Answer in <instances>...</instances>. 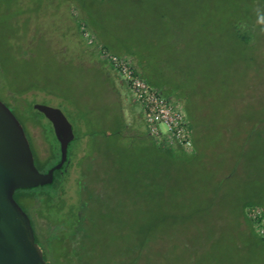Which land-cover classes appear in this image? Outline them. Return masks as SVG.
<instances>
[{"label": "rangeland", "instance_id": "rangeland-1", "mask_svg": "<svg viewBox=\"0 0 264 264\" xmlns=\"http://www.w3.org/2000/svg\"><path fill=\"white\" fill-rule=\"evenodd\" d=\"M257 8L264 0H0V101L46 163L40 171L58 161L60 143L35 103L72 122L76 137L53 195L81 211V230L95 237L89 248L98 241L90 264H264L262 244L239 222L246 204L264 208ZM82 25L116 52L170 68V88L202 130L198 157L156 143L128 88L85 48ZM213 190L222 197L215 209Z\"/></svg>", "mask_w": 264, "mask_h": 264}, {"label": "water", "instance_id": "water-1", "mask_svg": "<svg viewBox=\"0 0 264 264\" xmlns=\"http://www.w3.org/2000/svg\"><path fill=\"white\" fill-rule=\"evenodd\" d=\"M35 108L52 121L60 143V159L47 171L36 167L22 124L0 101V264H50L36 240L31 218L17 202L14 192L52 182L56 170L66 163L76 134L62 109L42 103H35Z\"/></svg>", "mask_w": 264, "mask_h": 264}, {"label": "trees", "instance_id": "trees-1", "mask_svg": "<svg viewBox=\"0 0 264 264\" xmlns=\"http://www.w3.org/2000/svg\"><path fill=\"white\" fill-rule=\"evenodd\" d=\"M92 31L97 36L98 42L103 43L106 47L112 49L107 43L103 41L100 33L97 32V30L95 31V29L94 30L92 29ZM80 33L85 42L84 44H86L85 47L83 44L80 43L79 44L80 47L81 48L88 47L90 52L89 54L94 55L98 59L102 58L98 52L97 45L89 44L84 38L82 34L81 26H80ZM119 54L131 56L135 62V65L139 73L143 75L150 83H152L160 93H162L171 100L182 103L184 107L186 106L184 99L180 95L178 96L179 90L173 89V87L170 88L171 84L167 76L168 75L167 70L170 69H167L166 67L163 68L161 66H157L153 64L152 63L153 60H149L148 58H146V56L145 57L142 56L137 51H130L127 53H119ZM122 82L124 81L122 80ZM186 110L189 114V117L192 120L196 149L192 153L187 152L185 149L181 147L169 148L167 150H171V152L176 153L177 156H179V154H186L190 158H193V157H198V155L202 151V148L200 147L198 142V135L200 132L202 134V130L198 126L199 124L196 120L197 115L191 111V108H188ZM140 114L142 119H144L143 112L141 109H140ZM31 148L34 153L35 165L40 170L39 167L44 166L46 163L40 162L38 156L34 151L32 144H31ZM57 154H60L59 147H56L54 149L53 156ZM69 159H70V151L66 163L62 168L56 170L55 179L52 182L46 184H40L30 188H18L14 192V197L16 198L17 202L23 207V209L29 214L32 225L34 227L36 240L42 246L44 250L45 258L50 264H90L88 261L85 260V256L91 255L90 254L91 250L92 251L97 250L96 247H94V245L97 244L98 241H94L93 247L89 248L90 246L88 245V239L90 238L94 239L95 237L87 236L88 234L86 235L81 230L82 227H84V225H82V221L84 219L81 211L79 213L75 212L76 210H74V207L72 205L68 206L66 204V201L62 198V196L56 198L58 201H62V203H60V205L54 204L56 199L54 198L53 192L59 189L60 185H62L64 181L62 179V176L60 177L58 176V174L62 173L64 168L68 166ZM50 167L46 168L44 171H47ZM40 187H42L43 189L45 187L46 188L44 190L39 191ZM217 191L213 190L214 192L213 200H215V202L210 204V206L213 207L214 209L216 208V202L218 201L221 203V198H222L220 191L218 192ZM17 193L20 195V197H17L16 195ZM21 198L27 201V205H28L27 207H29V210H31V214L21 203L20 201ZM43 199H45V201L48 202L49 208L48 210H41L40 212H38L40 210L39 208L40 206L38 207V205L41 204V201H43ZM247 206L249 205L246 204L243 207L239 222L243 220L247 223V226L251 229L252 236L256 239V241L258 240L257 243L262 244V247L264 249V235H261L257 231L255 223L247 217L245 212ZM52 207L57 208L55 212L51 211ZM72 213H75L76 215L73 218H71ZM91 225L100 227L99 223H97V221L94 220H92ZM96 238L98 240L103 241L100 237H96ZM76 257L77 259H79V261L75 259Z\"/></svg>", "mask_w": 264, "mask_h": 264}, {"label": "built area", "instance_id": "built-area-1", "mask_svg": "<svg viewBox=\"0 0 264 264\" xmlns=\"http://www.w3.org/2000/svg\"><path fill=\"white\" fill-rule=\"evenodd\" d=\"M82 34L89 44H96L100 56L110 63L117 75L126 83L131 95L140 105L148 133L159 146L181 147L192 153L196 149L192 120L184 105L160 93L139 73L133 58L121 55L98 42L91 28L81 26ZM247 217L255 223L257 231L264 235V208L259 204L247 206Z\"/></svg>", "mask_w": 264, "mask_h": 264}, {"label": "crops", "instance_id": "crops-1", "mask_svg": "<svg viewBox=\"0 0 264 264\" xmlns=\"http://www.w3.org/2000/svg\"><path fill=\"white\" fill-rule=\"evenodd\" d=\"M102 37V36H101ZM102 39H103V41H105V39L102 37ZM106 43H107V41H105ZM108 44V43H107ZM109 45V44H108ZM110 46V45H109ZM111 47V46H110ZM112 48V47H111ZM113 49V48H112ZM114 50V49H113ZM115 51V50H114ZM93 58H94V60L96 61V63H98V64H100V65H102V64H104V67L108 70V73L109 72H113L115 75H117V73L115 72V70L109 65V63L108 62H106V60L105 59H103V58H97V57H95L94 55H91ZM167 69H170V68H167ZM168 71V70H167ZM112 73V74H113ZM118 76V75H117ZM121 80V79H120ZM122 84H124L127 88H128V86L124 83V82H122ZM128 90H129V92H130V89L128 88ZM131 93V92H130Z\"/></svg>", "mask_w": 264, "mask_h": 264}, {"label": "clouds", "instance_id": "clouds-1", "mask_svg": "<svg viewBox=\"0 0 264 264\" xmlns=\"http://www.w3.org/2000/svg\"><path fill=\"white\" fill-rule=\"evenodd\" d=\"M257 25L260 27L261 32H264V9L257 8Z\"/></svg>", "mask_w": 264, "mask_h": 264}]
</instances>
